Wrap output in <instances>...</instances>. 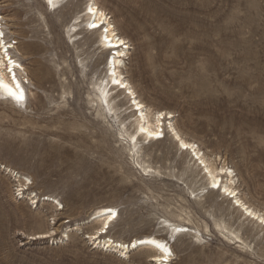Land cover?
I'll return each mask as SVG.
<instances>
[{
	"label": "rangeland",
	"instance_id": "rangeland-1",
	"mask_svg": "<svg viewBox=\"0 0 264 264\" xmlns=\"http://www.w3.org/2000/svg\"><path fill=\"white\" fill-rule=\"evenodd\" d=\"M89 1L0 0L27 96L21 104L0 93V264H152L144 250L94 249L86 237L100 226L90 218L103 207L119 213L109 237L169 241L171 264H264L263 224L206 192L167 132L140 141L141 155L130 151L99 102L109 50L84 29ZM94 1L127 42L122 75L138 99L171 112L179 134L228 168L238 198L264 217V0ZM127 97L116 102L122 111ZM20 184L28 190L18 196ZM162 220L200 236L170 239ZM75 224L82 230L66 232Z\"/></svg>",
	"mask_w": 264,
	"mask_h": 264
},
{
	"label": "bare ground",
	"instance_id": "bare-ground-1",
	"mask_svg": "<svg viewBox=\"0 0 264 264\" xmlns=\"http://www.w3.org/2000/svg\"><path fill=\"white\" fill-rule=\"evenodd\" d=\"M62 1L64 0H54L53 6L51 7L59 8ZM66 1H76V0H66ZM45 4L47 5V7H50L48 6L47 3ZM89 7L97 9V11L95 13L89 12L88 11ZM83 16L86 18L85 23H84L85 24L84 29L88 32L95 31L96 33L95 39L98 45L99 44L101 45L102 47L101 49H104L106 51L109 50L107 48V44L104 39L105 35H107L112 40L113 43H116L118 40H124L125 43L127 44L126 40L122 36L119 35L115 27L110 22V17L107 16V14L105 13L103 9H101L100 7L96 5L94 0H90L89 3H87V5L85 6L83 10ZM101 21L103 22L102 24H101ZM79 23L77 20L76 23L73 25V28H74L73 36L74 37L81 34L79 32L80 31ZM92 23L101 24V27H99L98 29H90L88 25ZM105 28H107L108 30L107 33H105L104 31ZM0 33L3 34V32L1 31V28H0ZM4 38H5L4 34L0 36V43H3L5 46L9 45L4 41ZM12 48L14 47L12 46L10 49L12 50ZM128 50H129L128 46L126 48L124 47L120 48V52L124 53L122 57L120 56L119 52H116L115 49H112L111 53L109 52V55L107 56L105 60V66H106V76L105 77L108 83L103 88H99V95H100L99 102L101 103V107L104 106V108L107 110L106 112L109 115L113 113L112 116H115L117 124L120 123L119 127L122 126L120 127L121 128L120 135L122 137L125 136L128 139L127 144L131 147L130 151L132 152V154L134 156H138L139 154L141 155L143 153V149L145 150V148L140 146V143H141L140 141L142 140L147 141L148 143L159 142L160 140H149L148 133L150 132L155 133L161 130V126H162V130L164 132H167V134L170 135L171 137L170 141H172L175 144V147L180 152H182L184 156L188 154V156L190 157L189 159L188 157H185L187 158V162H185L187 166L184 168L190 169V172L196 174V177L201 176L202 179H205V181H207V185H209L214 180H220L221 183H220V189L217 190L218 193L222 194L223 196L226 195L230 199L235 200L234 202V204H236L235 207L239 208L240 211H242L248 219L256 221L260 225L263 224L264 226V223L261 222V219L264 217L261 214H259L257 210L250 207L246 203L242 202L238 198L239 193H237L236 190L233 189V186H232L233 184L232 183L233 178L231 176L232 172L229 171V169L226 168L225 166H221L219 168L214 167L212 164L209 163V160L206 159L204 154L200 152L198 146H196L192 141H189L183 138L179 134V132L176 130V128L173 127L174 124H172V119L174 118V116L172 115L171 112L169 111L167 112L166 111H153L152 112V110L146 107L142 112H137L136 115H133V111H135V106L131 104L132 98L135 97L139 103L141 104H144V103L138 99V96L135 94L130 84L127 82V80H125V78L122 75V68L124 67V59H126V57L128 56ZM112 53H115V55H112ZM0 60H4L2 50H0ZM13 61L16 62L15 60ZM24 70L25 69L21 65L20 67L14 68L15 79H13V75L8 72L7 61L4 60V63L0 64V82H2L3 85H7V87L11 89L12 91H15L17 95H19L20 92L22 91L25 96L23 101H17L11 98L10 96H8V93L4 87H0V93L4 96L6 100H10L14 103H21V104L26 103L27 96H26L25 87L22 84V82H20L19 78L17 77V72H21ZM113 71L115 72V77L117 79L123 78L124 82L130 86L128 89L119 90L120 96L117 97L116 99H113L114 86L111 83L113 77L110 75V73ZM17 85H19V88H17ZM129 92L132 93V96H129ZM122 94L124 96H128L127 101H128L129 107L126 108L125 111H122L123 110L122 108L124 105H119L116 103L118 99L122 96ZM129 108H131L132 111L126 112V110ZM160 113L164 114L163 120L158 119ZM169 114L171 115V120L167 118ZM141 117H143V119H141ZM141 128H144L145 131L141 132L140 131ZM134 136L136 137V140H133ZM177 136L180 137L179 141L176 139ZM181 142L187 143L189 145V148L187 150L182 149L180 147ZM205 166H207L208 171H205ZM221 170H223V172H221ZM8 172L11 173L12 171L8 170ZM222 176H224V178L226 177L225 184L222 183V178H221ZM14 178L16 179L20 177H17V175H15ZM17 182H19L18 179H17ZM19 187H20V190H22V192L28 190L27 188L24 187V184L22 185L20 184ZM225 189L229 193L235 192L236 195L233 197V196L226 194ZM209 190L215 191L213 189H209ZM33 198H36V195H34ZM42 201L43 202L46 201L48 203H56L55 199L48 197V196L46 197L44 196L42 198ZM60 210H62V207L60 208ZM113 212H115L117 215L114 219L110 220L109 217L112 215ZM118 216H119V213L117 212L115 208H112V207H103L93 213L90 219L94 224H99L100 227H97V229H95L93 233L87 235L86 239L92 242L91 244L94 246V249H98L102 251L112 250L113 252L118 253L120 258H126L127 255L131 251L144 250L150 254L149 262H151L152 264H171L172 263L174 254L171 251V246L169 244L170 243L169 241L157 238L155 236H144V237L132 239L131 241H128V242L113 239L109 237L110 228L113 222L117 220ZM106 223L108 224L107 230L104 229V225ZM161 224H162V228H164L167 231V233L170 235V239L171 238L173 239L176 236H179L184 233L191 234L195 237L200 236V233L197 229L191 228L187 224H177L174 222H170L169 220H162ZM81 225L83 224H75L74 226H71V228H68L66 232L81 231L82 230ZM177 229H187V231L177 232L176 231ZM54 235L55 233L52 230H49L46 233L35 235L34 238L32 237V239L51 238V236H54ZM65 237L67 236L65 235ZM63 239L64 238L61 237V240L60 239L53 240V242L59 243ZM133 244L136 245L135 248L132 247ZM160 244L165 245V247L171 252V255L167 256L166 261L164 259L166 253L164 249L158 246ZM123 245H128V247L124 248ZM121 253H123V255H121Z\"/></svg>",
	"mask_w": 264,
	"mask_h": 264
},
{
	"label": "snow or ice",
	"instance_id": "snow-or-ice-1",
	"mask_svg": "<svg viewBox=\"0 0 264 264\" xmlns=\"http://www.w3.org/2000/svg\"><path fill=\"white\" fill-rule=\"evenodd\" d=\"M47 4L51 7L53 6V3H54V0H46ZM89 12H92V13H95L97 11V9H94L92 7H89L88 9ZM103 22L101 21V24ZM101 24H97V23H92V24H89L88 27L90 29H98L99 27H101ZM105 33H107V28L104 29ZM3 34L0 33V36H2ZM105 41H106V44H107V48L109 49V52L111 53V50L112 49H115L116 52H119L120 56L122 57L124 55L123 52H120V48L121 47H124L126 48L127 47V44L125 43L124 40H118L116 43H113L112 40L107 36L105 35L104 37ZM12 47L11 44L5 46L3 43H0V50H2L3 52V56H4V60L7 61V67H8V72L11 73L13 75V79H15V74H14V68L16 67H20V65L16 62L13 61L11 55H9V49ZM112 55H115V53H112ZM107 58V57H106ZM4 60H0V64H3L4 63ZM110 75L113 77L111 83L112 85L114 86L113 88V91H114V95H113V99H116L117 97L120 96V91L121 89H128L130 86L127 85L123 78H120V79H117L115 77V72H111ZM0 87H4L8 93V96H10L11 98L17 100V101H23L25 96H24V93L21 91L19 95H17V93L15 91H12L11 89H9L7 87V85H3L2 82H0ZM17 88H19V85H17ZM129 96H132V93L129 92ZM131 104L135 106V111H133V115H136L137 112H142L146 107L147 105L146 104H141L138 102V100L133 97L132 100H131ZM129 111H132L131 108H129ZM169 120H171V115L169 114V116L167 117ZM141 119H143V117H141ZM158 119L160 120H163L164 119V114L163 113H160ZM141 132H144L145 129L144 128H141L140 130ZM149 135V140H161L165 137V132L162 130V126H161V130L155 132V133H148ZM176 139L179 141L180 140V137L177 136ZM133 140H136V137L134 136L133 137ZM180 147L182 149H185L187 150L189 148V145L187 143H184V142H181L180 143ZM205 171H208V168L207 166H205ZM221 172H223V170H221ZM231 174V173H229ZM31 183V182H29ZM220 180H214L213 182H211L209 185L206 186L205 188V191L208 192L209 189H213V190H219L220 189ZM21 191L22 190H17L16 192V195H21ZM225 192L226 194L230 195V196H235L236 193L235 192H227V190L225 189ZM212 193L209 192V195H211ZM33 203H37L36 201H33ZM61 206H62V203H61ZM251 214V213H249ZM116 213L113 212L112 215L109 217L110 220L114 219L116 217ZM261 222L264 223V218L261 219ZM104 229L107 230L108 229V224L106 223L104 225ZM177 232L179 231H187V229H177L176 230ZM160 248L164 249L166 255L164 257L165 261L167 260V256L171 255V252L170 250H168L165 245L163 244H160L158 245ZM124 248H127L128 245H123ZM133 248L136 247L135 244L132 245ZM121 255H123V253H121Z\"/></svg>",
	"mask_w": 264,
	"mask_h": 264
}]
</instances>
